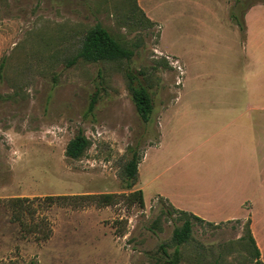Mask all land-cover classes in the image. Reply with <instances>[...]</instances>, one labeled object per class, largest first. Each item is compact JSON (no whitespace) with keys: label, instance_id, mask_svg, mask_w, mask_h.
<instances>
[{"label":"rangeland","instance_id":"374dc122","mask_svg":"<svg viewBox=\"0 0 264 264\" xmlns=\"http://www.w3.org/2000/svg\"><path fill=\"white\" fill-rule=\"evenodd\" d=\"M259 3L264 0H0V264H170L159 248L165 244L173 255L180 215L152 198V189L144 207L128 200L139 185L126 188V165L134 150L141 157L159 142L160 116L175 103L185 76L183 94L220 92L218 79L198 74L239 65L228 14L242 20ZM97 24L134 51L130 61L75 62ZM238 31L242 45L245 34ZM130 71L145 79L153 98L147 123L129 92ZM96 89L101 97L90 114ZM237 95H246L239 83ZM80 130L89 147L73 160L66 147ZM259 193L241 197L254 206H237V219L194 221L191 240L179 248L180 264H257L248 230L264 264ZM99 194L119 196L106 207L42 202ZM17 197L30 201L15 210L9 201Z\"/></svg>","mask_w":264,"mask_h":264},{"label":"crops","instance_id":"0c3cea01","mask_svg":"<svg viewBox=\"0 0 264 264\" xmlns=\"http://www.w3.org/2000/svg\"><path fill=\"white\" fill-rule=\"evenodd\" d=\"M244 22L241 45L229 12L226 26L238 45L239 65H220L214 76L198 74L201 80L218 79L220 92L183 94L185 76L175 103L161 114L159 142L144 151L138 165L145 204L152 189V198L219 223L237 219L232 214L237 206L243 210L248 201L254 206L240 200L253 189L264 198V3L251 6ZM237 83L245 96L237 95Z\"/></svg>","mask_w":264,"mask_h":264},{"label":"trees","instance_id":"16d2710c","mask_svg":"<svg viewBox=\"0 0 264 264\" xmlns=\"http://www.w3.org/2000/svg\"><path fill=\"white\" fill-rule=\"evenodd\" d=\"M138 6V5H137ZM139 7V6H138ZM140 9V8H139ZM141 10V9H140ZM141 12L145 15V13L141 10ZM147 18V17H146ZM231 19L233 22L237 24L239 31L243 34L246 33V26L243 19L240 20L238 16L235 14H231ZM149 20V19H148ZM152 22L151 20H149ZM134 51L125 45L121 44L117 41L108 30L102 27L100 24L95 25L88 33L85 35L81 48L75 57V62L83 60L88 63H98V62H115V61H130L134 56ZM0 66V70L2 69ZM142 75V73H138ZM129 79V92L132 98L134 105L136 106L137 113L140 119L147 123L151 119V115L154 110V102L152 95L149 90V86L147 85L145 79L137 77L136 74L131 71L128 72ZM101 92L100 89H96L94 93L91 95L88 112L93 114L96 106L100 100ZM89 147V141L86 135L82 130L78 132V134L70 140L66 147V156L73 160H78L83 156L84 152ZM142 157H139L136 150L133 151L132 157L130 161L126 165L124 181L126 182V188L128 190H132V188L137 184L138 180V165L142 160ZM119 195L115 194H99V195H79V196H46L42 199L43 204L48 207H52L55 205L65 206L70 205V203H62L63 200H71L73 201V205L76 206H85L84 204L91 205L95 204L96 206L106 207L111 206L116 203V197ZM128 200L132 203L138 202L141 207H144V197L142 190L132 191L127 195ZM30 199L24 197H17L11 199L9 204L15 209H23L26 202H29ZM169 213H178L180 215V219L182 220V225L180 227H176L172 234V242L175 244V250L172 256L168 255L166 245L163 244L160 246L161 252L165 255L169 256L170 264H180L181 254L180 247L189 242L192 238V229L194 221L206 224H212L211 222H207L202 218L188 213L186 211L177 210L171 206H169ZM249 240L255 250L256 255V263L263 264L260 259V250L255 242L251 231L248 230ZM50 237V233L43 235V239L47 240ZM35 264V263H31Z\"/></svg>","mask_w":264,"mask_h":264},{"label":"built area","instance_id":"2783aa9c","mask_svg":"<svg viewBox=\"0 0 264 264\" xmlns=\"http://www.w3.org/2000/svg\"><path fill=\"white\" fill-rule=\"evenodd\" d=\"M177 66V65H176ZM177 68L179 69V70H181V68L179 67V66H177Z\"/></svg>","mask_w":264,"mask_h":264},{"label":"bare ground","instance_id":"6f19581e","mask_svg":"<svg viewBox=\"0 0 264 264\" xmlns=\"http://www.w3.org/2000/svg\"><path fill=\"white\" fill-rule=\"evenodd\" d=\"M261 242V241H260Z\"/></svg>","mask_w":264,"mask_h":264}]
</instances>
